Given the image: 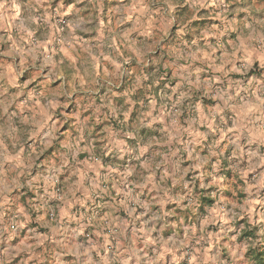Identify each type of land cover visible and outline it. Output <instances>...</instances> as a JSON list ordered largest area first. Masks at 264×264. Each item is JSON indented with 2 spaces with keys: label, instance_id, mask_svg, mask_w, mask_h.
<instances>
[{
  "label": "clouds",
  "instance_id": "1",
  "mask_svg": "<svg viewBox=\"0 0 264 264\" xmlns=\"http://www.w3.org/2000/svg\"><path fill=\"white\" fill-rule=\"evenodd\" d=\"M0 264H264V0H0Z\"/></svg>",
  "mask_w": 264,
  "mask_h": 264
}]
</instances>
